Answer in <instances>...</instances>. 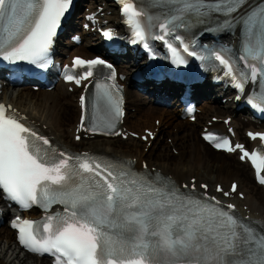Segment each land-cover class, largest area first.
<instances>
[{
  "label": "snow or ice",
  "instance_id": "obj_1",
  "mask_svg": "<svg viewBox=\"0 0 264 264\" xmlns=\"http://www.w3.org/2000/svg\"><path fill=\"white\" fill-rule=\"evenodd\" d=\"M180 2L183 4L178 10L180 14L172 15L171 19L166 17L159 24L161 33L157 38L166 43L167 37L172 36L178 26L175 21L187 26L185 14L189 13L191 15L187 19L198 17L195 22L203 25L205 32L211 31L210 24L214 23L219 30L241 24L250 41L264 34V11L241 14L244 0ZM72 3L73 0H0V57L47 67L57 30ZM121 3L122 11L131 13L128 19L131 23V16L140 13L124 0ZM135 34L144 39L142 32ZM103 35L112 38L109 31L103 32ZM173 39L183 45V52L188 56L201 60L207 58L199 55L194 48L190 50L180 35H175ZM168 46L173 53L177 51L170 43ZM248 52L254 53V48L249 47ZM209 56L227 66L231 73V65L224 54L213 50ZM74 66L85 69L78 77H66L77 85L97 74L93 71L95 66L111 70V79L116 75L113 65L101 58H75ZM253 81H256L255 76ZM96 87L104 86L97 84ZM235 87L243 89L241 83H236ZM101 99L106 100L107 110L114 116L121 115L119 103L113 101L110 92L105 90L95 96L94 104ZM84 102L82 96L81 103ZM81 127H84L83 122ZM109 127H112L111 121ZM113 134L120 135L119 132ZM76 139L81 137L78 135ZM261 139L264 140V135ZM34 140L47 147L35 149ZM223 143L229 145L228 151L239 149L241 160L250 155L242 145L237 144L233 148L228 140ZM221 146L216 144L217 148ZM251 159L259 173L264 156L252 154ZM69 160L76 161L78 169H70ZM85 173L89 174L87 179L84 178ZM77 177L80 178L79 183ZM49 182L56 187H50ZM259 182L264 184V178ZM200 187L206 189L207 185ZM195 188L193 183L191 190L194 192ZM0 189L6 198L24 208L40 205L47 211L53 204L64 205L63 214H50L42 222L43 232L48 234L44 238L37 237L38 229L34 227V223L40 222L24 219L12 225L19 229L21 244L31 251L51 254L55 264H146L145 259L118 261L110 258L113 256V240L106 229L118 230L115 235L122 243L149 234L162 236V242L153 245L151 251L148 245H144L142 255L146 256L147 264H264V231L257 232L244 218L237 217L234 205L226 206L233 210L229 212L219 206L214 197L208 198L214 201L210 204L205 202L204 197L187 195L168 184L166 178L135 173L130 162H119L117 166L103 164L88 154H66L52 145L48 138L40 136L17 118L6 115L4 105H0ZM217 191L224 196L230 195L219 186ZM237 191L238 186L233 183L231 192ZM240 195L243 196L242 193ZM149 224L155 226L150 233ZM161 225H164L163 235Z\"/></svg>",
  "mask_w": 264,
  "mask_h": 264
},
{
  "label": "bare ground",
  "instance_id": "obj_2",
  "mask_svg": "<svg viewBox=\"0 0 264 264\" xmlns=\"http://www.w3.org/2000/svg\"><path fill=\"white\" fill-rule=\"evenodd\" d=\"M89 3V13L99 12L98 17L104 20L115 21L117 19V13L112 7L100 12L99 8L102 3L99 0H90ZM102 13H104V17H101ZM82 36L85 42L80 46L71 45L70 58L72 55L85 57L96 55L86 44L92 34L84 31ZM230 39L234 40V37ZM119 71L125 77L124 85L128 87L127 77L130 70L119 67ZM16 92L17 94H15ZM220 92V90H214L212 93L215 98L205 100L206 102L198 108L200 113L197 121L193 124L188 119L181 117L177 106L174 107L176 110L171 108L172 111L162 108L167 107L163 102L171 103L170 101L175 97L166 100L160 94L158 100L155 95L151 98L145 95L141 99L137 91L128 89L126 95L128 113L122 126V134L129 136L127 141H123L121 137L117 136L113 139L97 138L92 140L82 138L80 142H76L74 140L75 130L78 128L79 118L83 114L78 105V98L82 92L75 90L71 93L64 84H58L51 91L41 89L38 92H34L29 87L16 90H11L10 87L3 88L0 102L11 105L18 116L37 126L43 135L52 139L53 143L75 151L113 155L116 158L128 159L135 168L152 173H161L182 189L190 190V187L195 183V189L204 192L200 188V184L203 183L209 187L207 194L222 196L216 193V187L221 185L224 191H228L231 182L236 180L239 183V191L230 202L236 206L241 218L264 224V187L255 183L253 171L247 164L240 163L236 155L215 152L201 139L200 134L203 126H208L212 116L220 119L231 117L232 122L229 126L235 128L237 140L240 141L246 142L245 131L256 128L246 116L234 112V104L218 103L217 98ZM156 120L160 121L159 127L154 124ZM212 128L221 129L227 134L223 122L212 124ZM146 129L154 131L157 134L156 139L143 143L130 136L132 133H140L142 136ZM180 133L183 134L180 136ZM194 135H197L200 144H202L201 148L192 138ZM165 136L173 139V149L169 144L168 146L162 143ZM149 142H151L150 145H148ZM171 149L172 153L173 150L177 149L176 154L179 152V156L170 153ZM230 159L237 160V162L233 161L239 167L236 168V164ZM144 164L147 167L143 168ZM186 185L187 188L184 187ZM239 193L245 195L243 200L238 197ZM21 253L16 246L14 232L8 225L1 227L0 264H50L44 259L28 254L21 257Z\"/></svg>",
  "mask_w": 264,
  "mask_h": 264
},
{
  "label": "rangeland",
  "instance_id": "obj_3",
  "mask_svg": "<svg viewBox=\"0 0 264 264\" xmlns=\"http://www.w3.org/2000/svg\"><path fill=\"white\" fill-rule=\"evenodd\" d=\"M34 91V90H33ZM34 92H38V91H34ZM140 94V97H141V99L145 96L144 94H141V93H139ZM148 97V96H147ZM148 98H151V97H148ZM218 103H219V101H218ZM203 104V102H201V103H199V107H201V105ZM162 108H164V107H162ZM166 109H168V108H166ZM159 110V109H158ZM168 110H171L172 111V109H168ZM241 115V114H240ZM215 117V116H214ZM159 123H160V121L159 120H156L155 122H154V124L156 125V126H159ZM183 133H180V136L182 135ZM189 138V137H188ZM196 142H197V144H199V147L201 148V145L202 144H200V141L198 140V137H197V135H194V137H192ZM136 140H140V141H142L143 143H145L141 138H139V139H136ZM123 141H127V140H123ZM163 144H169L171 147H172V149H173V139L172 138H168V136H165V138H164V141L162 142ZM168 145V146H169ZM130 147H131V145H129ZM172 149H171V151H170V153H172ZM158 151H159V149H158ZM157 151V152H158ZM176 152H177V149L176 150H173V155H175V156H179V152H178V154H176ZM212 152V151H211ZM230 160H232V159H230ZM229 160V161H230ZM235 162H237V160H235V159H233ZM232 160V162H234ZM234 162V163H235ZM236 164V163H235ZM235 167L236 168H238L239 167V165H235ZM215 169H216V167H215ZM214 177H217V175H214ZM253 186V185H252ZM21 257H24L22 254H21ZM24 259H26V258H24ZM22 260V259H21ZM23 261V260H22ZM29 262H32V260L30 261L29 260ZM34 264V263H33Z\"/></svg>",
  "mask_w": 264,
  "mask_h": 264
}]
</instances>
